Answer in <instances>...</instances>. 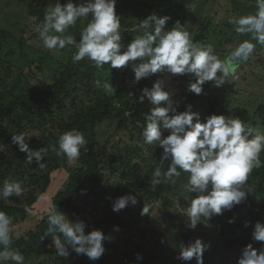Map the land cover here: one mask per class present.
I'll return each mask as SVG.
<instances>
[{
    "label": "rangeland",
    "instance_id": "obj_1",
    "mask_svg": "<svg viewBox=\"0 0 264 264\" xmlns=\"http://www.w3.org/2000/svg\"><path fill=\"white\" fill-rule=\"evenodd\" d=\"M32 1L0 0V29L10 30L14 34L13 47L5 53V57L8 56L9 59L3 58L7 62L2 61L3 71L12 73L7 80L4 79L9 83V87L7 90L0 88V94L6 91L13 97L14 94H21L20 92H31L41 84H52L55 78L61 75L63 67L67 66L74 52L71 46L49 50L35 37L39 33L28 10ZM160 1L161 6L167 10L170 5L180 0ZM229 1L196 0L194 5L186 8L185 22L182 23L190 32L194 42L213 45L215 54L222 61L225 60L226 52L231 49L230 41L226 39L228 34L232 35V42L236 44L251 40V34L238 35L234 29L230 33L223 28V25L220 26L224 23V15L230 12L226 7H232L234 4L238 8L245 6L246 10L250 11L249 14H254L256 11L255 0L230 1L231 6ZM56 2L57 0H42L46 11ZM59 2L64 4L67 0H59ZM73 2L76 3L78 0ZM198 7H203V16L197 12ZM84 23L86 24L87 21ZM127 23L131 27L121 25L119 30L121 43L125 48L130 44L129 36L132 33L143 34L138 22L132 20ZM83 26L84 24L78 21L74 27L69 28L68 32L74 35L80 32ZM198 27L200 31H196ZM19 41H22L32 52L30 61L23 63L24 65L15 62L18 61L16 58L21 56ZM251 42L256 44V49L264 51V46L254 40ZM261 57L264 58L263 53L258 54L256 58L250 57L247 61L249 64L246 63L245 68L240 66L237 70H232L220 86H216L211 81L206 82L200 95L188 91L190 83L195 82L193 74L172 75L157 72L159 74L157 80H162L165 90L172 93L173 106L180 112L185 111L191 103L192 111L199 114L202 122L205 117L212 114L232 116L250 122L251 126L259 128L264 133V62ZM131 63L133 62L121 68L122 77L117 83L127 98H130V89L140 85V81L134 82ZM3 71L1 76L5 77ZM219 75L220 73H217V76ZM96 80L101 82V78L96 76L91 81L83 79L77 81L75 86L71 85V94L76 95L77 101L72 103L70 93H66L60 104L44 109L42 115L37 116L35 124H26L20 128L16 122L8 124V119L6 123H0V134H3L5 142L4 145L0 143V158L5 155L9 159V166L12 164L11 168L17 173L37 175L40 168L35 160L33 159V163L29 164L26 161V153L19 151L18 146L13 144L12 137L23 133L25 143L29 144L30 149L38 150L45 147L48 151L44 154V159L52 157L51 150L57 144V138L66 125L70 124V118L77 114V108L88 106L99 90L101 83L97 86ZM157 80L151 75L147 80L148 88L151 89ZM144 104L143 113L135 114L133 111L126 114L128 116L126 124L106 121L100 125L97 132L99 143L96 146V154L100 162L102 181L95 189L88 186L75 202L72 210L68 211L65 207L62 209L63 214L70 221H82L86 225L85 234L100 230L108 238L103 242L105 248L103 255L93 261L86 255H77L70 246H67L69 255L61 257L57 255L51 241L36 250L26 264H165L166 259L179 260L180 246L184 243L179 233L186 234L192 230L196 232V239H200L206 245L203 252L204 264H237L241 251L246 245L251 243L257 250L264 245L254 241L252 233H246L244 229L246 227L242 226L243 224L251 226L252 223L247 214L250 205L249 195L254 188L252 184L245 185L248 194L239 205L233 206L230 210H223L221 214H212L209 218L201 217L195 229L188 226L187 208L194 198V194L185 190L188 174L182 172L181 174L186 175V178L176 181L175 184L170 181L164 182L163 177L161 184L155 185L151 182L156 167H160L162 172L166 171L169 161L161 163L159 158L162 149L155 144L148 145L140 140L143 139L145 115L149 114L153 107L147 99L144 100ZM132 114L134 116H129ZM164 135L167 133L165 132ZM83 151L84 148L81 149V155ZM23 155H26V158ZM81 155L51 175L48 192L29 210L27 218L23 219L19 213L16 216H9L12 245H16L21 239L30 238L44 216L49 214L54 197L64 189L72 171L81 166L79 164ZM21 187L20 196L0 198V211H3L5 206L22 205L28 195V188L24 184H21ZM127 195L135 196L137 204L134 206L129 204L119 212H114L113 202ZM144 206L148 209L147 214H143ZM160 259L164 260V263L160 262ZM6 264L10 263L6 262Z\"/></svg>",
    "mask_w": 264,
    "mask_h": 264
},
{
    "label": "clouds",
    "instance_id": "obj_2",
    "mask_svg": "<svg viewBox=\"0 0 264 264\" xmlns=\"http://www.w3.org/2000/svg\"><path fill=\"white\" fill-rule=\"evenodd\" d=\"M255 5L254 14L233 15L227 22L238 35L251 34V40L264 46V0H255ZM115 6L116 0H78L76 3L67 0L64 4L57 0L54 6L47 8L43 21L37 25L39 38L49 50L74 46L77 49L74 61L87 58L96 68L109 65L111 69H120L133 62L131 71L134 82L157 72L193 74L195 82L190 83L188 91L196 95L202 93L206 82H214L216 86L223 84L235 67V60L247 59L256 47L251 40H244L231 53L232 60L222 61L215 54L213 45L194 42L180 21L168 28L169 16L151 14L139 26L143 34L137 35L125 48L119 31L121 19ZM78 21L84 24L79 41L68 32ZM217 73L220 75L217 76ZM100 83L99 80L95 81L97 86ZM103 87L108 92H115L110 83H105ZM171 96L162 80H157L151 89L145 87L141 90L140 102L147 99L153 105L149 114L145 115L142 137L145 144H155L162 149L161 163L170 161L166 171L162 172L160 167H156L151 181L153 184H161V177L164 182L175 184V178L182 172L188 174L185 190L194 194L187 208L188 226L195 229L201 217L221 214L223 210H230L245 200L249 174L262 165L260 156L264 152V133L251 126L250 122L232 116L212 114L202 122L199 114L192 111L191 105L183 112L178 111L173 106ZM165 132L167 135H164ZM12 142L20 152L26 153L29 164L34 159L40 169L46 167L42 161L47 148L30 149L23 133L13 136ZM86 145L84 134L73 129L62 133L58 138V148L52 150L57 156H65L71 162L81 155L82 148L87 150ZM21 194L22 187L18 181H3L0 198ZM129 204H137L135 196L117 198L112 210L119 212ZM147 211L144 206L143 214H147ZM10 225V217L0 211V264H24V255L11 246ZM85 228L82 221H70L54 206L47 216V228L41 239L51 236L57 255L61 257L69 255L67 246H70L77 255L98 260L105 252L103 242L108 238L100 230L85 234ZM252 239L264 242V223H255ZM183 244L178 259L189 262L195 258L197 264H203L202 255L206 245L200 239L187 246ZM237 264H264V245L259 250L251 243L246 245Z\"/></svg>",
    "mask_w": 264,
    "mask_h": 264
},
{
    "label": "trees",
    "instance_id": "obj_3",
    "mask_svg": "<svg viewBox=\"0 0 264 264\" xmlns=\"http://www.w3.org/2000/svg\"><path fill=\"white\" fill-rule=\"evenodd\" d=\"M195 1L196 0H180L178 3L170 5L169 9L166 10V8L164 9L163 6H161L160 0H116L115 7L116 13L120 17V23L123 27H131L127 22L132 20L141 24L143 19L151 14H156L161 17L169 16L170 20L167 22L166 27L171 28L177 20L180 21L181 24L185 22L186 8L194 5ZM28 10L29 14L34 19L35 26L37 27V25L43 21L46 12L42 0H33L28 6ZM197 12L199 15L202 14V8ZM137 35L142 34L132 33L129 36V43H131ZM73 36L79 41L80 32L75 33ZM35 37L41 41L39 34L35 35ZM13 42L14 34L12 31L0 29V88L5 90L9 87V83H7L6 80L12 73L3 71L2 61H5L3 58H8V56L5 57V53H8L9 49L13 47ZM19 47L21 56L17 57L16 59H18V61L15 62H20L24 65L23 63L30 61L32 52L22 41H19ZM71 47L74 49V52L71 55L67 66H65V68L63 67L61 75L56 77L52 84H41L40 87H37L31 92H20L21 94H14L13 97L9 96L6 91L1 92L0 94V123H6V119H8V124L16 122L18 123V126L22 128L26 124H35L34 121L37 116H41L44 109L50 108V106L54 104H60L62 102L61 99L66 93H70L69 96L72 103L76 102V95L71 94L70 88L71 85L75 86L77 81H82L83 79L91 81L96 76L101 78V86L95 93L93 100L88 106L81 107L80 109L77 108V114L70 118V124L66 125L62 132L64 133L73 129L78 130L84 134L87 141V145L85 146L87 150L85 151L84 149L83 154L79 158V164H81V166L72 171V175L69 177L64 189L57 193L53 199L52 207H57V210L62 214V209L64 207L68 211L73 209L75 202L84 193L88 186H90L91 189H95L102 181V178L100 177V162L96 154V146L99 143L97 132L99 131L98 129L100 125L106 121H119V124H126L128 121V116H126L127 113L133 111H135V114L143 113L145 111V104L144 101L143 103L140 102L139 97L141 96V90L145 87L148 88L147 80L151 76L144 78V80H140L139 86L131 88L130 98H127L121 92L122 89L120 85H117L122 77L120 73L121 68L111 69L109 65H105L103 68H96L87 58L76 62L74 61L73 56L77 52V49L74 46ZM13 52L12 55H14ZM2 71L4 72L5 77L1 76ZM152 75L156 80L159 78L158 73ZM105 83H110L115 88V92H108L104 89L103 85ZM188 105H191V103ZM129 116H134V114ZM2 135L3 134H0V143L4 145L5 142ZM140 140L143 142L142 138ZM56 142L57 144L54 145V147L58 148V138ZM51 152L53 153V156L43 159L42 162L46 167L44 169H39L37 175H29L21 172L17 173V171L11 168L12 164L9 166V159L5 155L4 157L1 156L0 186L4 180L11 179L18 181L20 184H24L26 188H28V195L22 202V205H18L17 207H4L3 212L8 216H16L19 213L22 215L23 219L27 218L29 210L32 209L38 200L48 192L51 185V175L57 169L65 167L69 162L65 156H57L56 152L53 150H51ZM23 156L26 158V155ZM159 159L161 160V156ZM260 159L262 161L261 167L254 168L249 174L248 181L246 182L247 185H254V188L249 195L250 205L249 212L247 213L248 216H250L252 223L251 226L247 225V227L245 224L242 225L243 227H246L244 228L246 233L253 232L255 223H264V152L261 153ZM134 168L136 169L135 166ZM185 178L186 175L181 174L175 179L176 181H180ZM47 216L48 214L44 216L37 229L32 232L30 238L21 239L16 245H11L13 249L20 251L24 255V264H26L30 256L36 250L52 241L51 236L41 239L47 228ZM192 232L196 238V232L194 230H192ZM182 234V232L179 233L180 238ZM202 260L204 264L203 255ZM160 262L164 263V260L160 259ZM9 263L13 264V262ZM165 264H197V261L195 258L189 262L180 259H166Z\"/></svg>",
    "mask_w": 264,
    "mask_h": 264
},
{
    "label": "crops",
    "instance_id": "obj_4",
    "mask_svg": "<svg viewBox=\"0 0 264 264\" xmlns=\"http://www.w3.org/2000/svg\"><path fill=\"white\" fill-rule=\"evenodd\" d=\"M227 1H229V0H227ZM231 2H235V1H240V0H230ZM230 1H229V4H230ZM244 1V0H243ZM230 6H231V4H230ZM234 6V7H233ZM233 6L232 7H226V9L227 10H230V12H229V14H225L224 15V20H223V22L224 23H222L220 26H222L223 25V28L225 29V30H227V31H230V33L233 31V26L232 25H230L227 21H228V19L230 18V17H232L233 15H236V16H239V15H248L249 14V12L250 11H248V10H246V7L244 6V8L242 7V6H240L239 8L236 6V5H234L233 4ZM202 8V14H200V16H203V7H201ZM200 8L198 7V10H199ZM207 13V12H206ZM217 16V15H216ZM198 26V25H197ZM199 30V27L198 28H196V31H198ZM220 30H221V27H220ZM200 31V30H199ZM223 31V30H222ZM226 39H227V41H230V44H229V47H231V49H235L237 46H238V44H236V43H234V42H232V40H233V37H232V35L231 34H228V36L226 37ZM227 43V42H226ZM228 52V51H227ZM227 52H226V54H227ZM261 53H263L264 54V51L263 50H261V49H254V51L251 53V58H253L254 56H255V58L257 57V55L258 54H261ZM226 54L224 55V57H226ZM263 62H264V58H260ZM247 63V65L249 64L248 62H246ZM245 63V64H246ZM242 65L243 66V68H245V66L246 65ZM241 66V67H242ZM249 73H251V72H249ZM252 74V73H251Z\"/></svg>",
    "mask_w": 264,
    "mask_h": 264
},
{
    "label": "water",
    "instance_id": "obj_5",
    "mask_svg": "<svg viewBox=\"0 0 264 264\" xmlns=\"http://www.w3.org/2000/svg\"><path fill=\"white\" fill-rule=\"evenodd\" d=\"M235 49H230L227 54H226V57H225V60H232V56H231V53L234 52ZM251 57V54L250 56L247 58V59H236L235 60V67L233 68V70H237L240 66L244 65L248 59ZM182 239H183V242H184V246H187L189 243H192L194 242L196 239L194 238V235H193V232L192 231H188L186 234H183L182 235Z\"/></svg>",
    "mask_w": 264,
    "mask_h": 264
}]
</instances>
